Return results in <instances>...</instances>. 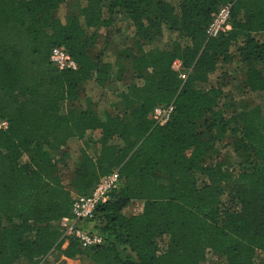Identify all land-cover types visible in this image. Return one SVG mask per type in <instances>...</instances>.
Instances as JSON below:
<instances>
[{
    "label": "trees",
    "instance_id": "16d2710c",
    "mask_svg": "<svg viewBox=\"0 0 264 264\" xmlns=\"http://www.w3.org/2000/svg\"><path fill=\"white\" fill-rule=\"evenodd\" d=\"M224 4L232 29L208 38ZM165 28L179 40L165 45ZM61 46L77 70L51 62ZM226 64L242 67V80ZM263 91L264 0H0V264H38L54 250L83 264H201L209 252L221 264H264V112L242 100ZM170 103L166 125L148 119ZM95 131L99 152L86 140L67 187L66 148ZM228 137L233 170L213 163ZM114 170L122 188L86 224H99L104 243L71 238L62 249L75 191ZM134 201L142 211L127 215Z\"/></svg>",
    "mask_w": 264,
    "mask_h": 264
},
{
    "label": "built area",
    "instance_id": "2783aa9c",
    "mask_svg": "<svg viewBox=\"0 0 264 264\" xmlns=\"http://www.w3.org/2000/svg\"><path fill=\"white\" fill-rule=\"evenodd\" d=\"M231 29V4H224L213 14L206 28V35L208 38H216ZM50 60L59 70H77L79 68L77 62L63 46L52 49ZM174 64L176 65V63ZM177 65L180 69L181 65ZM180 77L186 79L187 73L181 72ZM174 112V103L159 104L150 111L148 119L155 125L163 126L172 119ZM7 127L8 122L0 119V129ZM123 183L124 180L119 170H114L100 178L90 193L76 195L72 203L71 216L61 220L63 237L66 242L71 238L75 239L82 248H92L104 243V236L100 232L88 229L86 224L96 220L99 205L109 201L112 194L122 188Z\"/></svg>",
    "mask_w": 264,
    "mask_h": 264
},
{
    "label": "rangeland",
    "instance_id": "374dc122",
    "mask_svg": "<svg viewBox=\"0 0 264 264\" xmlns=\"http://www.w3.org/2000/svg\"><path fill=\"white\" fill-rule=\"evenodd\" d=\"M73 2V1H72ZM70 3V8L69 11L73 5V3ZM65 12V11H64ZM115 17V22H114V26H118L120 23L118 21V17L117 15L114 16ZM101 34L102 37L100 38V43L99 44H105V34H106V28H102L101 29ZM179 40V36L177 33H172L170 31H168L167 28L164 29V41H165V45H169V44H173L174 42H177ZM175 69H178V67H174ZM225 70L228 72V74L234 78V80L236 82H239L242 77H243V73L244 71L242 70V68H236L234 66V64H228L225 65ZM213 75H211V80L209 82V84L207 86H214L216 85L215 81H212ZM85 89L87 92H90L94 97L97 98V96H99L102 93V88L96 84L93 81H90L88 83H86L85 85ZM108 91L106 92V94L111 93L112 89L111 87H109L107 89ZM242 100H244V102L248 103L249 105H260L263 109L264 112V91L263 92H255L252 93L250 95L245 96L244 98H242ZM99 132L95 131V132H89L87 134L86 139L84 140H78V139H73L70 141L69 145L67 146V152L70 154V156L75 155V157H66V159H64V163L62 164V177L64 180V183L66 184L67 187H71V184L73 182L74 179V169L75 166L77 164V158L80 155V151L81 149L84 147L86 140H88L90 142V148L91 150H89L93 155H97L99 152V145L97 143H95L99 137ZM57 158H59V154H57ZM234 152H233V144L231 141V137H228L227 139L223 140V141H219L216 142L215 144V153H214V158H213V163L215 165H221L223 168L228 169V170H233V168L235 167L233 165L234 163ZM237 170L238 167H236ZM237 170L234 171V178L237 177ZM163 171L159 170V175L162 176ZM200 181L202 182H206V178L205 177H201ZM75 196L78 194V192L75 191ZM143 208V202L141 201H134L132 202L126 209H125V213L127 215H131V214H136L142 211ZM92 226V229H96V232H99L97 230H99V224L95 223V224H90ZM68 242H65L62 245V249H64L67 246ZM123 255L124 256H128L129 253L127 250H123ZM260 257H263L262 255H260ZM38 264H83L82 263V259L81 258H77V259H71V258H67L65 256H63L61 254V250H54L51 251L45 258H43L42 260H40L38 262ZM201 264H221L220 261L218 260V258L215 256V254H213L212 252H209L208 254V258L206 261H204Z\"/></svg>",
    "mask_w": 264,
    "mask_h": 264
},
{
    "label": "crops",
    "instance_id": "0c3cea01",
    "mask_svg": "<svg viewBox=\"0 0 264 264\" xmlns=\"http://www.w3.org/2000/svg\"><path fill=\"white\" fill-rule=\"evenodd\" d=\"M175 63H176V65H177V64H180V65H181V62H180V61H178V60H177ZM176 65L174 64V66H176ZM226 65H228V64H226ZM177 67H178V65H177ZM239 68H242V67H239ZM242 70L244 71V69H243V68H242ZM243 77H244V73H243ZM243 77H242V78H243ZM241 80H242V79H241Z\"/></svg>",
    "mask_w": 264,
    "mask_h": 264
}]
</instances>
